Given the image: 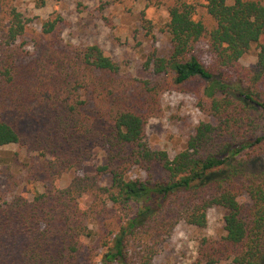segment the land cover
Segmentation results:
<instances>
[{"label": "trees", "instance_id": "trees-1", "mask_svg": "<svg viewBox=\"0 0 264 264\" xmlns=\"http://www.w3.org/2000/svg\"><path fill=\"white\" fill-rule=\"evenodd\" d=\"M16 1L0 0V153L25 149L42 190L0 202V264H152L180 222L205 228L214 206L225 234L203 236L190 264H264V0H166L170 49L147 54L146 78L98 44L65 42L58 12L31 30ZM171 89L205 116L174 157L146 139ZM96 150L104 161L83 173Z\"/></svg>", "mask_w": 264, "mask_h": 264}, {"label": "rangeland", "instance_id": "rangeland-1", "mask_svg": "<svg viewBox=\"0 0 264 264\" xmlns=\"http://www.w3.org/2000/svg\"><path fill=\"white\" fill-rule=\"evenodd\" d=\"M201 4L205 0H197ZM160 2V3H159ZM16 4L27 16L35 17L31 30L40 31V20L53 12L65 18L61 38L73 44H98L121 65L122 74L138 78L148 77L144 69L147 54L157 49L166 54L170 49L169 37L162 31L168 20L166 0H48L43 6L34 0H17ZM204 10L200 8V12ZM30 49L33 47L30 45ZM203 60L209 64L211 57L205 46L200 47ZM259 48L253 45L239 63L253 67L257 62ZM162 115L149 119L146 125V139L155 149L166 150L174 157L186 144L204 114L197 106V98L190 91L167 90L161 97ZM37 118L26 122L27 128L38 127L43 121ZM35 125V126H34ZM0 153V202L9 201L21 193L31 198L33 193L42 190L36 183L26 181L24 160L29 156L25 149L15 144L7 145ZM104 161L102 152L96 150L93 157L82 168L83 173H91ZM133 176H139L134 172ZM72 174L57 181L65 187ZM246 200V197H242ZM208 224L197 228L180 222L160 247L152 264H190L197 255L199 240L203 236L220 238L224 231V210L214 206L208 210ZM220 264H234L222 262Z\"/></svg>", "mask_w": 264, "mask_h": 264}]
</instances>
